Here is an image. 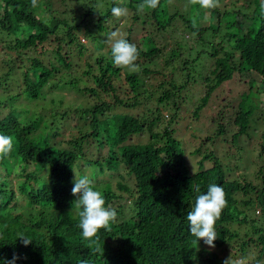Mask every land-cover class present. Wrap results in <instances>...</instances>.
<instances>
[{"label": "trees", "instance_id": "obj_1", "mask_svg": "<svg viewBox=\"0 0 264 264\" xmlns=\"http://www.w3.org/2000/svg\"><path fill=\"white\" fill-rule=\"evenodd\" d=\"M110 2L111 6L105 10L101 0L84 1L77 11L80 16L67 21L45 5H37L34 13L25 0H0L3 55L35 48L46 54L44 46L50 45L56 57V62L45 65L37 57L27 56L22 62V58L11 60V57L0 56V88L6 89V100L0 101V134L13 137L12 152L0 159V264L14 255L19 257L16 264H223L222 255L239 259L245 258L247 253H253V259L247 260L264 264V219L260 218L264 191L257 193L249 182L227 178L219 162V156L229 152L227 144L235 143V136L246 128L250 109H258L264 121V4L255 0L256 7L245 11L240 18L236 14L231 17L223 14L213 22L216 27L211 31L215 34L221 30V33L214 47L206 53L212 58L211 76H205L207 83L192 114L198 116L212 90L235 73L240 78L247 77L253 68L256 77H247V88L237 101L240 109L231 106L226 110L225 125L217 128L226 143L219 141L209 147L206 145L209 137H203L206 149L192 169L189 157L204 145L187 154L169 130L172 120L185 109L182 103L187 100L183 88L189 75L186 73L182 80L173 72L180 68L174 63L175 53L181 47L167 24V20L182 21V16L177 12L166 14L163 7L167 0H160L155 9L145 7L161 25L154 26L145 44L139 45L128 36H122L140 51L136 61L140 71L133 73L114 66L111 49H103L109 38L103 23L112 15L113 7L128 9L143 0ZM130 18L134 21L137 16ZM188 28L202 42L200 35L206 28L200 25ZM80 29L96 45L82 71L88 85H80L78 77L72 74L71 50L68 49ZM159 32L161 35L157 37ZM166 32L173 40L168 44L173 45L164 51L165 42L157 44V40L160 37L166 40ZM99 33L106 35L105 39L97 41ZM53 40L55 43L51 45ZM248 43L260 48L257 60H248L243 55L252 50L247 48ZM78 45L82 53L85 47ZM235 53H240L236 62ZM62 92L75 93L77 99L66 101L60 96ZM42 101L53 106L52 113L47 118L38 114L28 119L27 104ZM161 106H166L168 111ZM232 111L238 113L236 121L228 122ZM71 117L73 123L69 120ZM232 124L236 131L229 137L225 128ZM133 135L145 140L136 144L126 142ZM102 138L118 146L117 150L110 149L102 155L96 151V157H85L86 150L99 146ZM262 139L254 148L258 154L252 172L264 183V133ZM206 160L210 163L203 166ZM119 164L124 173L133 178L129 214L124 218H120V204H114L120 192L112 190L104 178L105 173L116 171ZM79 168L89 169L78 176H89L94 190L102 193L105 206H111L117 213L111 231L99 230V250L82 238L78 227L79 216L73 205L76 197L71 190L75 179L73 171ZM210 184L222 186L227 200L215 225L218 234L214 241L215 255L207 251L202 240L196 243L190 236L186 219L196 196L206 194ZM117 188L128 189L120 183ZM249 190L254 192L253 197L234 198ZM251 205L260 208L255 218H249L246 212ZM231 223L244 224L240 242L236 241L237 231L228 228ZM21 233L32 240L28 246L17 239Z\"/></svg>", "mask_w": 264, "mask_h": 264}, {"label": "rangeland", "instance_id": "obj_2", "mask_svg": "<svg viewBox=\"0 0 264 264\" xmlns=\"http://www.w3.org/2000/svg\"><path fill=\"white\" fill-rule=\"evenodd\" d=\"M84 1L87 0H37V5H45L47 7H51L50 9H52V12H56V14L60 15L65 20L70 21L71 17L80 16L81 13H78L77 11H79ZM101 1L103 2L102 9L105 8L106 10L111 6L110 0ZM261 1H263V3ZM25 2H27L26 4L31 9H34L33 12L36 13V7L32 6L31 0H25ZM258 3L264 4V0H259ZM138 5L139 4H135L133 7L128 8V15L126 16L116 18L113 15H110L105 20L103 25H105V30L108 31V37H110L113 32H116L119 33L121 37L128 36L132 42L139 43V45L140 43L145 44L147 42L148 37L152 36V32H154V26L161 24L154 21L151 15H149L147 9H144V12L138 10ZM96 6H98V4H96ZM254 7H256L255 0H219L218 6L210 10L201 8L198 3H193L192 0H167L165 7H163L164 11L168 15L177 12L182 16V21L178 22V20H167V24L168 30L173 33V37L178 40V45L181 47V50H179L178 53H175L176 56L174 63L175 65H178L180 67L178 68V70H181H174L173 72L177 77L180 76L182 80H185L186 73H188L189 75V77L187 78V83H185V86L183 88V93L187 94V100L182 103L185 109L179 113L177 118H174L172 120V123L169 125V130L172 136L180 142V145H182V147H184L187 154L191 153V151L194 149L196 150L199 145H204L203 147L198 149L195 155L189 157L190 160H188V162L189 165L192 166V169H195L193 163L197 161V159L201 156V153H203L204 149H206L205 144H202L203 137H209L207 139L208 143H206V145H208L209 147L212 145H217L219 141L226 143V141L223 139V134L217 132V128L225 125L224 115L226 113V110L230 109L231 106H235L234 108L237 110L240 109L241 104L237 101H239V95L242 94V92L247 88V83L245 82L247 77H256L253 68L250 72L251 76L247 74V77L243 76L242 78H240L238 74L235 73L231 76V78L221 82L212 90L209 99L201 109L198 116H194L192 114V110H194L195 105L200 102V96L204 91V86L207 83V81L205 80V76H207L208 78L211 76L209 70L212 67V58L208 57L206 53H208V50H211L212 47H214V44L218 41V34L221 33V30L215 34L211 31L214 27H216L213 22L217 19V16L220 17L223 14L230 15V17L232 14H236L235 16L237 17L238 15L240 18V15L242 16L245 11L249 12L253 10ZM134 15L137 16V18L133 21L131 20L130 16L133 17ZM41 16L42 15H38V17ZM184 21L189 23L186 24ZM236 22H234V24ZM91 25L94 26V23H91ZM187 25L191 27L200 25L201 27L206 28V30H204L200 35L202 42L196 39L194 32H191ZM242 29L244 30L245 27H243ZM166 34V40H163L161 37L157 40V44L165 42L166 45H164V51L170 50L173 45L168 44L173 40H171L172 38L168 35V32H166ZM85 35L86 33L83 32L82 29H80L76 35V40H74V42L68 46V49L71 50L70 55L73 67L72 74L78 77L80 85L89 84V82L86 80V76L82 71L85 70L86 59L90 60L87 58V56L93 55L95 52L94 48L96 47V45L91 43V41H89ZM160 35V32L156 34L157 37H159ZM105 36L106 35H104L103 33H99V36H96V39L97 41H99L101 38L105 39ZM54 43L55 41L53 40L50 44L52 45ZM77 43L84 45L85 49L82 50V53H79V45ZM49 47L50 45L44 46L45 51H47L46 54L42 53L43 51L40 53L41 49L39 51V48H35L34 51L25 49L20 50L19 53H8L5 56L0 50V56L4 58L11 57V60L22 58V62H24V58L27 56L37 57L41 59L42 62L46 65L48 62H56V57L50 51ZM225 47L227 49L232 48V46H224V48ZM253 47H256L255 44L248 43L247 48H252V50L249 53H243L245 58L248 60L258 59L257 54L259 53L260 48ZM103 49H105V51L110 50V43L108 42V39L107 42H104ZM164 53L165 52L161 53V56H163ZM220 53L221 52H219L218 55ZM239 54L240 53H235L233 55V60L235 62L238 60ZM83 61L84 67L82 66ZM1 66L2 62H0V67ZM184 67L185 69H183ZM2 89L3 93H1ZM4 90L6 89L3 87L0 88V101L6 100V96L4 95L6 94V92ZM60 96H63L64 100L66 101H75L77 99L75 93H63ZM53 97H56V95ZM46 98L48 99V95H46ZM247 103L249 104L248 101ZM27 107L29 113L26 115V117L28 119H31L38 114L47 118L46 116L50 115L53 110V106L51 104L50 106H48L43 101L39 104L29 102L27 104ZM162 107L166 109L165 112L168 111V108L166 106H161V108ZM260 114L261 113L258 109H250V114L246 117L247 123L246 128L243 130V133L235 136L233 140V142L235 143L227 144V147H229V152L226 155L219 156V162L221 163L222 169L224 170L227 178L237 180L240 183L249 182L250 185L256 188V190L258 191L257 193H259L261 190L264 191V183L262 181H259V179H256L253 176L252 172V169L255 168V157L258 154L256 153V149L254 148L256 147L258 142L263 140L262 134L264 133V121H262ZM16 115H19V113L17 112ZM237 115V112L235 113L232 111L229 118L227 119L228 122L236 121L235 119ZM69 120L72 123L74 122L73 117H71ZM225 131L227 132L226 135L231 137L232 133L234 134L236 129L232 124V126L229 125L228 128H225ZM147 136L148 134H146V139ZM54 138L55 137H53L52 140H54ZM144 140V137H142L141 139L137 135H133L126 142L136 144L137 141L143 142ZM229 141L230 140H227V142ZM100 142L101 143L99 144V146H96L93 149L90 146L86 150L87 155L85 157L91 156L92 158H94L97 156L95 154L96 151H98L100 155H102L106 154L110 149L117 150L118 148V146H115L114 143H111L107 139L102 138ZM209 163L210 162L206 160L202 162V165L207 166L209 165ZM257 163L259 164V162ZM122 167V164H119L115 169L116 171H112V173H105L104 176V178L109 182L110 188L114 191L120 192L119 198H117V201L114 202V204H120V218L128 217L129 202L131 200L129 194L131 193L130 190L133 189V178L131 175H126ZM88 171L89 169L87 168H79L75 169L73 172L74 175L76 174L78 176V173L80 175V172H83L85 174ZM117 183L124 184L126 187H128V189L119 190L117 188ZM253 194L254 192L252 190H249L245 195L241 196V194H237L234 196V198L237 200L242 198L245 199L247 196L253 197ZM255 207L258 208L259 211H257ZM262 208L263 210L260 214V218L264 219V195ZM246 212L249 218L252 216L255 218V216L260 213V208L258 205H251L247 208ZM256 221L257 220H255V222ZM243 227L244 224L238 226L231 223L228 225L229 229H232L233 231L236 230L237 234H239V238L236 240L238 242L242 240V233L244 232ZM231 244L234 245L233 242ZM206 249L208 252H211L212 255H215L213 249ZM216 252L218 253V250H216ZM252 255L247 253L245 258L253 259ZM228 257V254L222 255L221 262L223 263V261ZM247 264L259 263H257V261L255 260H247Z\"/></svg>", "mask_w": 264, "mask_h": 264}, {"label": "clouds", "instance_id": "obj_3", "mask_svg": "<svg viewBox=\"0 0 264 264\" xmlns=\"http://www.w3.org/2000/svg\"><path fill=\"white\" fill-rule=\"evenodd\" d=\"M198 3L203 9H214L218 6L219 0H192ZM33 7L37 6V0H31ZM160 0H143L137 6L138 10L143 11L145 7L155 9L159 6ZM111 14L120 18L128 15L126 7H113ZM86 38V37H85ZM111 49V59L114 66L127 69L130 72L140 71L136 63L140 56V51L133 43L113 32L108 38ZM13 150V137L0 134V159L10 155ZM199 193L200 189H196ZM71 194L76 197L73 205L78 212V227L81 236L89 241L90 245H96L99 250V230L111 231V224L115 222L117 213L111 206H105V200L100 191L94 190L93 181L89 176L78 177L75 174ZM227 206L226 193L222 186L210 184L206 194H199L195 198V203L191 211L187 213L190 236L195 238V242L203 241L208 249H214V241L218 234L215 228L216 222L222 215V210ZM24 246H28L32 240L24 234H19L18 238ZM19 257L13 256L11 260H4L2 264H16ZM223 264H247V259L241 257L233 259L229 256Z\"/></svg>", "mask_w": 264, "mask_h": 264}]
</instances>
